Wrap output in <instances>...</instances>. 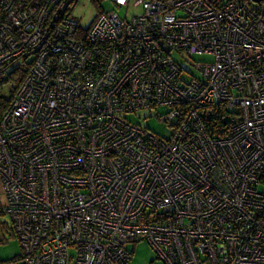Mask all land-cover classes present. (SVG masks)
I'll return each instance as SVG.
<instances>
[{
    "label": "built area",
    "instance_id": "2783aa9c",
    "mask_svg": "<svg viewBox=\"0 0 264 264\" xmlns=\"http://www.w3.org/2000/svg\"><path fill=\"white\" fill-rule=\"evenodd\" d=\"M57 1L0 0V63L31 59L0 116L11 264H128L141 238L264 264V0H141L84 32ZM160 106L167 135L124 115Z\"/></svg>",
    "mask_w": 264,
    "mask_h": 264
},
{
    "label": "rangeland",
    "instance_id": "374dc122",
    "mask_svg": "<svg viewBox=\"0 0 264 264\" xmlns=\"http://www.w3.org/2000/svg\"><path fill=\"white\" fill-rule=\"evenodd\" d=\"M109 8H115L121 14L126 11L130 17L133 13L141 10V0H130L126 7L116 4L113 0H63L60 5V9L77 18L79 25L83 28H88L100 11ZM192 56L196 59H203L209 58L211 55L194 52ZM10 68L11 65L4 66V64H0V94L5 93L14 81L8 75ZM164 110V106H160L157 109L138 108L134 111H127L124 115L133 122L146 125L158 133L167 135L170 131V126L157 115L158 112ZM2 215L5 216L4 214ZM126 246L132 252L131 258L127 262L128 264H162V259L156 256L154 248L145 238L128 241Z\"/></svg>",
    "mask_w": 264,
    "mask_h": 264
},
{
    "label": "trees",
    "instance_id": "16d2710c",
    "mask_svg": "<svg viewBox=\"0 0 264 264\" xmlns=\"http://www.w3.org/2000/svg\"><path fill=\"white\" fill-rule=\"evenodd\" d=\"M62 1L63 0L57 1L52 8L50 16L53 17L54 19H56L59 16L68 14V13H66V11H63L60 9V5H61ZM77 27H78V32H84L87 29V28L81 27L79 25V22L77 24ZM30 61H31V59L22 53L18 56H14L11 59H8V60L0 63V64H4V66L5 65H11V68L8 72V75L10 77H12V79L14 80L12 85L9 86L8 90L5 93L0 94V116L3 113V111L5 110V108L8 106L10 100L14 96L15 91L19 87V85H20L21 81L23 80L26 72L28 71Z\"/></svg>",
    "mask_w": 264,
    "mask_h": 264
},
{
    "label": "crops",
    "instance_id": "0c3cea01",
    "mask_svg": "<svg viewBox=\"0 0 264 264\" xmlns=\"http://www.w3.org/2000/svg\"><path fill=\"white\" fill-rule=\"evenodd\" d=\"M4 199L5 196L0 178V203ZM20 253L21 245L13 229L11 217L8 212L0 211V264H11L12 260L19 258Z\"/></svg>",
    "mask_w": 264,
    "mask_h": 264
}]
</instances>
